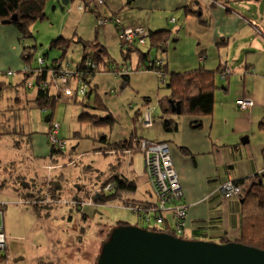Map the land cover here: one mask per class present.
Segmentation results:
<instances>
[{"label":"rangeland","instance_id":"rangeland-1","mask_svg":"<svg viewBox=\"0 0 264 264\" xmlns=\"http://www.w3.org/2000/svg\"><path fill=\"white\" fill-rule=\"evenodd\" d=\"M63 1H67V4L63 6L64 10L62 11L61 3L63 4ZM85 1L87 2V7L91 8V10H79V5L85 3ZM113 1L114 0H109L105 4L103 3L105 0H47L44 9L45 19L36 21L30 28L31 38L21 39L20 37L18 46H16L18 39L11 44H6V38L3 36L4 31H0V38L1 36L4 37L0 41V68L4 70L0 71L1 81L4 80V83L9 86L8 83L16 84L20 81L21 75H23L21 83L16 84L15 87H13L15 89L12 87L5 88L0 95V133L5 135L0 141V204L4 205L0 210V226H3L4 222L5 231H7L5 234L7 238V246L6 250H2V254L4 255L6 253L8 264H40L39 262L44 261L43 259L51 261L50 263L52 264H96L101 249L108 241L111 231L116 227L122 226L119 225L120 222L140 229H147L155 226L159 228L162 226V224L156 223L152 220L148 223L147 221L138 219V217L133 214L131 207L140 205L129 201L130 199L137 201H153V198L149 195L152 189L146 181L144 159L141 153V144L144 140L134 141L132 138L129 142L130 147L123 150L125 153L127 152V154H131L132 151H134V149H131V146L133 143H136L135 148L138 153L133 154V160L130 165L127 161H124V164L122 165V163L114 156L110 158L109 156L94 153V142L92 143V141L88 139L74 138V133L76 131L81 132L85 136H90L91 138H99L97 130L92 128L95 124H92L91 128H87L85 124L89 121H84L83 124L81 123L80 126H78V123H75L76 120L72 119L73 117L78 116L80 112V109L73 106L75 105L74 103L77 104V102L74 101L77 98H81V96L77 95L74 97L73 102H62L63 104H59L54 109L53 117L51 119L49 118L46 123L43 122L44 117L41 118L38 112L42 113L45 108H38V104H36V99L43 97V95H34V93H37L38 91L44 92L41 84L46 83L47 78L40 79L39 73L42 71L41 68L31 72L29 68L30 63H25L26 61L22 56L25 54L22 47H32L33 45H36L34 57L42 58L47 54V62H51L52 60L61 57L62 53L59 49L50 50V44L52 41L62 37L63 41L60 42V46L66 50V55L61 63L64 70L72 73H74V70L83 71L92 67L95 64L92 56L98 54L95 53L96 50L100 49L104 55H108L107 50L99 42L105 44L108 49L110 48L112 59L116 62H118L119 59H124L123 54H132V58H135L137 56L135 54L136 44L129 43L127 40V36L133 37L130 31L132 29H129L128 24L123 21L128 18L127 16H123V10L126 8V4L120 9L121 3H124L125 0H115V3L118 5L115 7L117 10L115 12L117 13L114 12L112 14L111 11H114L112 9ZM199 1H206L211 6L223 7L225 10L232 12L226 7V4H232V0H193L192 2L199 5ZM238 3L248 8L253 7L254 9L251 10L254 13H256L254 6H257V8L261 7V13H263L262 16L264 18V0H239ZM98 10H100L101 15ZM186 11L187 13H190L192 10L187 9ZM107 13H109V15H105ZM95 16L97 17V20ZM259 16L261 17V15ZM9 23L10 22H8L7 25L2 23L0 25L12 27L9 26ZM251 24L252 23H250V25ZM255 32L261 34L262 31L255 26ZM119 37L122 54L117 46L119 44ZM124 38L125 41L123 42ZM83 43H88L90 48L83 51ZM146 49L147 47L144 49L141 48V50ZM171 49L172 47H170L169 52L166 54L156 51V48H152L149 56L153 58L154 55H158L167 60V58L170 59V56L173 54L170 59L171 64V61L177 57V54L174 51H171ZM16 52H18L19 58L17 56L14 58L11 55L14 53L16 54ZM83 55L84 58L87 57L85 62L80 60ZM26 57L28 59L29 54L27 55L26 53ZM2 59L9 62H12L15 59L18 60L21 65L18 68L10 66V64H14V62L4 65ZM77 60H80V62L76 64ZM67 63L73 68L69 69ZM133 66L135 68V64H133ZM26 67L27 71H25ZM122 68L125 67L121 66L117 70H120V73H129L132 71L131 68ZM228 73V70L225 71L223 77ZM47 74L49 75V73ZM157 74L158 73L155 70L149 71L140 69L135 71V73L131 75L130 86L126 87L128 96L125 101L129 108L130 106H132V108L136 107L137 104H139L138 107L143 110L141 111L143 116L149 114L150 117L155 120H158L160 116L164 115L161 111L158 100L164 95L169 94V90L163 84L160 83L164 87L158 84L156 79ZM36 75L37 77L35 78ZM34 80H38L40 83V87H36L37 89L30 85ZM48 80H50V76L48 77ZM76 83H78V81L71 77L69 83L70 86H75ZM16 89L18 92L15 91ZM33 89H36V91ZM215 92L217 95L215 97L217 101L214 115L218 114L219 103H225L226 105L232 103L233 106V103L235 102L233 100L225 102L224 100H228L230 94L226 95V93L219 90V88L216 89ZM229 92L232 94V98L236 100V97H234L235 84L233 82L232 85L231 80ZM17 94L18 97H20L17 98L20 103L18 104V107L15 106L12 109V106L10 107L12 104L10 99L13 100L14 96L17 97ZM220 95L222 96L221 99L219 98ZM8 97L10 98L9 100L7 99ZM144 97H147V99L145 100ZM122 100L123 99H117L115 95H113L112 99H106L105 101L111 107H115V110L122 109V114L120 113V115L125 119V111L123 106H121ZM145 101L148 102L145 103ZM130 103L131 105H129ZM254 104L261 107V104H257L256 101ZM72 107H74L73 109H77L75 113L72 111ZM236 109L237 108H232V113L228 112L226 115L232 123L230 128L220 125L213 128L212 137L215 138V141L220 137L228 138L222 143H215V156L219 153H223V151L229 150V147H224V144H226V141L231 140L232 144H237V147L239 148L253 150L255 152V157L257 159L259 157L263 161V128L259 127L258 120L253 123L251 119L252 117H249L251 114L247 116L240 115L238 112L243 114L248 112H237ZM46 117H48V114ZM187 118L190 117L185 114H180L175 117L179 124L180 122L178 119L181 120ZM53 120L57 121L60 125L58 136L60 139L62 138V140H64L62 142H65V148L62 150V154H57L61 158L57 164L54 163L55 161H52L51 163L48 159L39 163L33 153L32 155L28 153L27 142L26 146L24 142L27 141V138L31 135L35 134L31 133L33 131H38L39 134L46 132L45 137L47 144L50 147H54L51 142L54 136L53 131L55 126ZM227 121V119L223 120V122ZM47 125H49V128H47ZM114 126L116 127V125ZM145 126V124L142 125V127ZM103 127L107 128V126ZM146 129H148L151 135L157 136L158 131H163V122L158 120L157 124ZM198 129H195V131ZM100 131L105 132V129H100ZM164 134L176 135V132H164ZM177 134H181V130H179ZM232 135L235 136L232 137ZM177 137H180V135ZM245 137H248L249 142L246 145H242V139ZM96 139L93 140L95 141ZM14 140L22 141L24 146L23 152L20 153L18 151L15 152V150H7L9 147H12ZM94 145L99 144L94 143ZM14 146L16 145L14 144ZM74 148H76L75 150L79 152L81 157V161H78V164V159L71 160L68 159L67 154H63L65 152H72ZM106 149L114 150L111 148V145ZM117 151L123 153L122 150ZM14 157L18 160H26L22 166L18 164L14 168L11 167L10 164V162L14 161ZM210 157L213 156L211 155ZM244 158L245 157L242 159L244 160ZM88 164H92V172L86 174L85 177L82 175L81 178L78 175V170L73 167H79V169H81V165ZM259 164L261 165L260 161ZM122 166L124 168H129V166H131L133 169L137 177L136 192L133 194L118 193V196L115 199L103 203L95 202V195L102 194L103 196L111 193L113 190V184H108L95 191L98 186L100 172H116L117 170L119 171V168L121 172L123 169ZM237 169L239 172H242L240 171V164ZM60 172H65L68 177V183H66V185L65 183H60V181L63 180V177L65 178V176H61L59 179L55 180L54 185L50 188V184L47 182L49 179L48 177L53 173ZM262 174L264 175V172ZM252 183H257V179L252 178L250 181L242 184L243 188L238 197L242 199L245 198ZM77 186L79 187V192L76 189ZM107 186H110V189L105 192ZM18 189L30 197V199H28L30 204L26 197H23L22 203L19 201L21 198L17 196ZM89 189H92V192L86 193ZM84 190L86 191L83 193ZM57 191L63 193L64 191L69 192L70 196L79 194L82 197H88L91 205L98 206L97 210L85 223V221L82 220L84 215L80 214V210L74 207L77 206V204L79 205L82 203L75 202L72 203L74 204V206H72L70 204V196H68L67 199H60L57 197L60 196V194L56 193ZM43 192H45V194H42ZM63 193H61V195H63ZM41 197L44 199L51 198L48 201L50 202V205L47 206V201L42 200ZM55 197L56 199H53ZM20 204L29 207V211L34 212L35 218L26 214H21ZM185 226L187 228V223H185ZM183 238L189 240L190 235H185L184 231Z\"/></svg>","mask_w":264,"mask_h":264},{"label":"crops","instance_id":"crops-1","mask_svg":"<svg viewBox=\"0 0 264 264\" xmlns=\"http://www.w3.org/2000/svg\"><path fill=\"white\" fill-rule=\"evenodd\" d=\"M108 1L109 0H105V4ZM192 1L193 0H132L131 4L126 6V8L123 10V16H127L128 18L124 20L122 19L124 23L128 24L129 27L134 25H144L151 31L162 29L168 30L169 33L165 48L156 49V51L167 54L170 50V47H172L171 51H174L177 54V57L171 61V64L170 59L173 54L170 56V59L167 58V60L158 55H154L153 58L148 56L147 60H141L139 58L138 52L135 51V54L137 55L135 58H132V54H130L127 56L126 61H124L125 59H119L117 62L119 65L118 67L123 66L125 68L122 69H132V71L129 73H122L126 76L128 75V83H124L121 78L116 77L111 73L95 75L91 79L89 88L91 91V96L98 97V100L101 104L100 106L103 109L102 113L101 111L95 113L101 115L105 111L104 116L110 115L113 118V124H98L93 126L92 128L97 130V135L99 137L98 139L95 137L91 138L90 136H85L81 132L77 131L74 133V138L88 139L91 140L92 143L94 142L95 144H99L94 145L93 143V151H95L94 153L109 156L110 158L114 156L122 163V165L124 164V161L129 162L130 165L133 160V154L138 153L135 148L136 143H133L131 146L134 148V151H132L131 154H127V152L125 153V151H123L125 146L130 147L129 142L132 138L134 141L148 140L157 143H166L171 153L174 168L180 178L183 191V202L187 208V228L185 226V234L190 235V240L193 239V235L197 233L206 240L218 242L217 238L220 239L222 236H226L230 239H235L238 237V215L240 209L239 203H237L238 200H222L221 187L228 180L238 181L252 179V177L255 175H261L264 172V145L262 148L263 161L256 155L261 162V165L259 164L258 159L255 157V152L253 150L239 148L237 147V144L233 145L231 140L226 141V144H224V147H229V150L223 151V153H221L222 155L219 153L217 156H215V143H222L228 138L220 137L215 141V138L212 137L213 128L217 125L230 128L232 123L227 118V113H232V108H237V112L241 110L238 109L235 102L233 103V106L232 103H229L228 105L225 103H219L218 114L214 115L217 101L215 98L217 96L215 92L214 106L211 116L202 118L190 117L181 120L178 119L180 124L177 123L175 119L177 116L175 113H173L174 115L170 116H160L158 120L163 122V131L167 133L176 132V135L164 134V132L160 130L158 131V135L155 136L151 135V133L146 128H150L151 126L157 124L158 120L153 119V123L150 127H142L143 122H141V118L143 114L141 111L143 110L138 107L139 104H137L136 107L132 108V106H130L129 108L125 102L128 96L126 87L130 86L131 84V75L140 69L149 70L147 67L151 65V63L161 62L162 67L164 68L163 71L166 75L171 73L188 72L201 67L207 70H216L220 68L223 73L221 77H219V74L217 78L219 90L226 93V95L230 94L229 99L224 101H236L239 98L245 97L250 99L252 102L254 101V103L256 101L257 104H261V107L254 104L252 109L246 114L240 112L238 113L245 116L251 114L249 117H252L251 119L253 123L258 120L259 127H262L264 130V18L262 16L263 13H261L262 8H257V6H254L256 10V13H254L251 10L254 9L253 7L248 8L239 4V0H232V4L229 6L233 7L234 10L230 12L225 10L223 7L220 8L211 6L206 1H199V5ZM125 4L126 0L124 3H121L120 9H122ZM117 6L118 5L114 0L112 6L114 11H111L112 14L117 11L115 9ZM88 9L91 10V8ZM187 9L192 11L187 13ZM98 11L100 12V10ZM105 15H109V13ZM259 15H261V17ZM95 18L97 20L96 16ZM250 23L252 24L250 25ZM254 25L262 31L261 34L255 32ZM0 31H4L3 36L6 38V44H11L18 39L16 42V46H18L21 36L13 27L0 25ZM4 37L1 36L0 41ZM99 43L104 46L112 59L110 48L108 49L105 44H102L101 42ZM117 46L120 49V37L119 44ZM136 50H138L137 47ZM18 52L11 55L14 58L16 56L19 58ZM80 60H77L76 64L79 63ZM12 62H14V64H10V66H15L18 68L21 65L18 60L14 59ZM12 62L2 59V63L4 65ZM133 64H135V68ZM68 68L71 69L73 67L70 65ZM227 70L229 73L225 74L226 76L223 77L225 71ZM0 71L4 70L0 68ZM22 77L23 75H21L20 81H18L16 84L21 83ZM156 79L158 84L163 87L164 84L158 77V74ZM230 80L232 85L233 82L235 84L234 97H236V100L232 98V94L229 92ZM16 84H12L14 85L13 87H15ZM72 87L76 89L78 84L76 83L75 86ZM33 90L36 91V89ZM15 91H17V89ZM36 94L37 93H34V95ZM113 95H115L117 99H123L121 106H123L125 111V119L120 115V113L122 114V109L115 110V107H111L106 103L105 100L112 99ZM167 96L168 95H164L161 97V99ZM17 98H20L18 97V94L17 97L14 96L13 100L9 97L7 98L8 100H11L12 104L10 107L12 106V109L15 106L18 107V104L20 103V101L18 102ZM219 98L221 99L222 96L220 95ZM144 99L146 100L147 97H144ZM77 101L81 103V99H78ZM147 102L148 101H145V103ZM129 105H131V103ZM73 106L80 109L78 116L72 118L73 120H76L75 123H78V126H80L81 123L83 124L84 121H87L85 119H80V116L85 114L88 108L80 104ZM74 107H72V111L75 113L77 109H73ZM38 113L42 118L43 116L41 113ZM45 117L43 118V122L46 123L44 120ZM225 119L228 121L223 122ZM196 121H198L200 124V128L197 131H195L191 125ZM54 122L57 123V121ZM85 125L87 128H91L92 123L86 122ZM114 125H116V127ZM103 126H107V128ZM47 128H49V125H47ZM100 129H105V132L100 131ZM179 130H181V134H177ZM31 133L35 134L31 135L29 138H27L28 140L24 142L25 146L27 142L28 153L31 155L33 153L39 163H42L44 160L48 159L51 161V163L52 161H55L54 163L57 164L61 158L57 154H53L54 156L52 155L51 147L46 141V132L39 134L38 131H33ZM179 135L180 137H177ZM233 136L235 135H232V137ZM93 139L96 140L94 141ZM242 142V145L248 144V137L242 139ZM116 143L122 145L121 149L123 153L106 149L109 145ZM14 144L16 146H14ZM262 144H264V141H262ZM23 147L22 141L14 140L12 147H9L7 150H15V152L18 151L21 153L24 151ZM75 149L76 148H74L70 153L65 152L63 154H67L68 159H78V164V161H81V157L79 152ZM211 155L213 157H210ZM243 157H245L244 160L242 159ZM25 160H18L16 157H14V161L10 162L11 167L15 168L18 164L22 166ZM239 164L241 165L240 171L242 172H239L237 169ZM91 165L92 164L81 165V169H79V167L73 168L78 170V175L82 178V175L85 177L86 174L92 172L93 167ZM120 168L119 171L117 170L116 172H100V177H98V186L95 191L102 188L105 180L113 177L116 174H119L120 176L122 175L127 180L133 182L137 187V177L131 166H129V168H124L122 166L123 169L121 172ZM144 173L146 181L149 183L145 168ZM61 176H65V178L63 177V180L60 181V183H65V185L68 183V177L66 176L65 172L53 173L50 177H48L49 179L47 181L50 184V188H52L54 185L55 180L59 179ZM76 189L78 192L80 191L78 186ZM85 191L86 190H84L83 193ZM89 192H92V189L86 191V193ZM56 193L60 194V196H57L60 199H67L68 196H70V193L65 191L64 193L61 191H57ZM61 193H63V195H61ZM17 194V196L21 198H18L20 199L19 201L21 203L23 197H26L27 200L30 199V197L25 195V193L20 189L17 190ZM42 194H45V192ZM149 195L153 198V201H137L132 199L129 201L135 203H145L148 205L155 204V198L152 194V191L149 193ZM41 199L47 201V206L50 205V202L48 201L51 198L44 199L41 197ZM53 199H56V197ZM70 201L72 206H74L72 203L75 202L82 203L79 205L77 204V206L74 207L80 210V214L84 215L82 220H84L85 223L88 221L90 216H93L98 207L97 205H91L88 197H82L79 194L71 195ZM3 206L4 205L0 204V210ZM20 211L21 214H26L32 218H35L34 212L29 211V207L24 206L23 204L21 205ZM163 227H165V229L170 228L171 222L168 224L165 223ZM0 228L5 235L7 231H5L4 222L3 226H0ZM4 256L7 259L6 253ZM45 261L48 263L51 262L49 260Z\"/></svg>","mask_w":264,"mask_h":264},{"label":"trees","instance_id":"trees-1","mask_svg":"<svg viewBox=\"0 0 264 264\" xmlns=\"http://www.w3.org/2000/svg\"><path fill=\"white\" fill-rule=\"evenodd\" d=\"M46 1L47 0H0V24H2L5 21H9L10 22L9 26H12L16 30V32L20 34L21 39H29L31 38V33H30L31 26L36 21L45 19L44 9H45ZM131 2L132 0H126V6L130 5ZM86 3L87 2L85 1V3L80 4L79 10L87 11L88 7ZM226 7L227 9H229L228 4H226ZM13 16H16V20H12ZM130 27L142 28L147 32V36L143 38L145 48L147 47V49L141 50V47H137L138 50H136L141 60H147L149 56V52L152 48H156V49L165 48L169 33L168 30L162 29V30L151 31L144 25H134ZM61 41H63L62 37L52 41V43L50 44V50L59 49L61 50L62 53L61 57H58L57 59L52 60L51 62H47V54H45L42 58L34 57L36 51V45H33L32 47H28V46L22 47L25 53L22 56L26 61L25 63H30L29 68L31 72L38 70L40 68L42 69V71L39 73L40 79H44V78L48 79L50 73H53L54 70L60 68V63L63 61L66 55V50L60 46ZM137 42L138 40H136L135 44H137ZM83 44H84V51L87 48H90V45L88 43H83ZM26 53L27 55L29 54L28 59L26 57ZM95 53L100 54V55L96 54L95 56L94 55L92 56L95 64L89 69H85L83 71L79 70L83 81L85 82V84H87V90L85 91L84 95L81 96V98H77L74 102H77V104H80L88 108L86 114L81 115L80 119H85L95 125L98 124L112 125L113 118L110 115L104 116L105 111L101 115L95 113L99 111H101L102 113L103 109L100 107V102L98 100V97L91 96V91L89 88L91 79L95 75L103 74V73H112L116 77L121 78V80L124 83H128L129 78L128 75L126 76L120 73L119 70H117L119 69L118 67L119 65L117 64L116 61L111 59L109 54L107 56L104 55V53L100 49L96 50ZM123 56L125 59L124 61H126L128 55L123 54ZM86 58L87 57L84 58L83 55L81 61L85 62ZM69 66L70 64L67 63V67ZM147 68L151 71L155 70L157 71V73L159 72L165 75V80L163 84L169 90V94L167 97L159 101V106L164 116L174 115L171 111L170 102L179 104L180 114H185L189 117H194V118L211 116L214 106V93L216 89L219 88L217 84V78L219 74H220L219 77H221L223 73V71L220 68L216 70H207L201 67L199 69L191 70L188 72L171 73L169 75H166L164 73L163 67H156L154 63L153 64L151 63V65H149ZM47 73H49V75ZM36 77L37 75L35 76V78ZM158 77L160 78V75ZM1 80L2 79L0 78V95L3 89L14 86L11 83H8L9 84L8 86L4 83V80L3 81ZM31 83L32 86L35 88L40 87L39 86L40 83L38 80H34V82ZM76 89H78V87H76ZM45 90L46 92L45 91L37 92V95H43V97L37 98L36 104H38V108L44 107L46 109L44 113L43 112L41 113V115L45 117L48 114L49 118L51 119L53 116L54 109L59 104H63V103L58 97L54 96L53 87L51 88L46 87ZM78 99H81L80 101L81 103L77 101ZM74 104L76 105V103ZM191 125L193 129L200 128V124L198 121L193 122ZM3 136H4L3 133H0V141ZM111 148L114 150H110V151L117 152V150H122L121 149L122 145H120L119 143L111 144ZM127 148L128 147L125 146L123 149H127ZM57 149L58 148H56L55 146L51 147L52 155L58 153L62 154V150L60 149L57 150ZM131 149L133 150L134 148ZM252 178L257 179V183H252L250 185V189L248 190L247 195L243 199L238 196H232L224 199L222 193V187H221L222 200H226V201L238 200L237 203H239V207H240L239 215H238L239 216L238 237H236L235 239H230L226 236H222L220 239L217 238L218 242H215L212 240H206L204 237H201L199 234L196 233L193 235L192 237L193 239L191 240H204L218 244L235 242L238 244L245 245L247 247L264 250V178H263V174L255 175ZM250 180L251 179L238 180V181L228 180L225 183L226 184L231 183L234 186H240ZM108 184H113V190L111 191V193L103 196L102 194L95 195L94 196L95 202L103 203L108 200L115 199L118 196V193L131 194L136 191V185L133 182L124 178L122 175L120 176L119 174H116L113 177L105 180L104 185L102 187H105ZM182 203L185 206L183 201ZM138 204L140 205L139 207L142 210H146L142 212L141 220L147 221L148 223H150L151 220L152 221L156 220L159 214V212L156 210L157 207L156 198H155V204L153 205H148L145 203L144 204L138 203ZM152 209H154L155 211L152 212L148 211ZM164 222H166L167 224L171 222V227L165 229V227H163L162 225L161 226L162 228L160 227L157 228L155 226V227L147 228L145 230L157 232V233H166L174 237L184 239L183 238L184 233L182 235H176L174 233L173 231L174 222L170 215H166V219L164 220ZM119 225H126V223L120 222ZM0 230L2 231L1 228ZM6 246L7 243L5 236V247L0 250V264H8V259H6V257L4 256L5 254L4 255L2 254V250H6ZM39 263L52 264L50 262L49 263L46 262L45 260L40 261Z\"/></svg>","mask_w":264,"mask_h":264},{"label":"built area","instance_id":"built-area-1","mask_svg":"<svg viewBox=\"0 0 264 264\" xmlns=\"http://www.w3.org/2000/svg\"><path fill=\"white\" fill-rule=\"evenodd\" d=\"M100 1V0H99ZM102 1V0H101ZM104 3V2H103ZM229 6V5H228ZM229 10L233 11L234 8L229 6ZM131 28L133 37L127 36L129 43H136V47L145 48L143 38L147 36V32L142 28ZM125 38L123 39V42ZM156 67H162L161 62H155ZM27 71V67L26 70ZM162 83H164L165 75L158 72V76ZM76 79L78 81V89H73L70 86V79ZM90 80V79H89ZM32 86V83L30 84ZM41 87L45 91V88L53 87L54 96L58 97L62 102L71 103L74 101V97L84 95L87 90V84L83 81L80 72L74 71V73L64 70V67L60 63V68L50 73V80H46V83H42ZM236 106L242 112H249L254 103L248 98H239L235 101ZM46 109L42 112L44 113ZM143 124L146 127L152 125V118L149 114L142 117ZM54 136L51 140L52 145L60 150H64V140L58 138V132L60 125L54 123ZM141 153L144 158V168L146 176L149 180L152 192L156 198V210L159 212L155 222L164 225L166 222V215H170L174 222V233L176 235H182L185 231V223L187 219V208L183 205V191L181 188L180 178L174 168L173 160L169 147L166 143H157L148 140H144L141 144ZM242 185L234 186L231 183H225L222 186L223 198H229L232 196H239ZM110 189L107 186L105 192ZM132 212L138 217L142 218V210L138 205L131 207ZM149 212L155 211L154 209L148 210ZM157 227V226H156ZM5 247V236L0 230V250Z\"/></svg>","mask_w":264,"mask_h":264},{"label":"water","instance_id":"water-1","mask_svg":"<svg viewBox=\"0 0 264 264\" xmlns=\"http://www.w3.org/2000/svg\"><path fill=\"white\" fill-rule=\"evenodd\" d=\"M65 4L67 1L61 3L62 11ZM170 104L172 113L179 115V104ZM48 119L49 116L44 120ZM96 264H264V250L235 242L186 240L122 225L111 231Z\"/></svg>","mask_w":264,"mask_h":264},{"label":"clouds","instance_id":"clouds-1","mask_svg":"<svg viewBox=\"0 0 264 264\" xmlns=\"http://www.w3.org/2000/svg\"><path fill=\"white\" fill-rule=\"evenodd\" d=\"M153 64V63H152ZM143 117V116H142ZM142 119V118H141ZM153 120V119H152ZM142 122V121H141ZM152 123H153V121H152ZM182 188V187H181Z\"/></svg>","mask_w":264,"mask_h":264}]
</instances>
